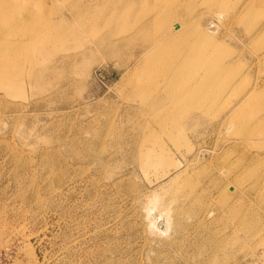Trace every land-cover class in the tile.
Instances as JSON below:
<instances>
[{"label":"rangeland","instance_id":"obj_1","mask_svg":"<svg viewBox=\"0 0 264 264\" xmlns=\"http://www.w3.org/2000/svg\"><path fill=\"white\" fill-rule=\"evenodd\" d=\"M0 9V264H264V0Z\"/></svg>","mask_w":264,"mask_h":264},{"label":"bare ground","instance_id":"obj_2","mask_svg":"<svg viewBox=\"0 0 264 264\" xmlns=\"http://www.w3.org/2000/svg\"><path fill=\"white\" fill-rule=\"evenodd\" d=\"M1 12V9H0ZM14 45L12 42H2L0 44V80H8L12 79L11 72L9 70V64L12 62L11 59L12 51L14 49ZM1 69H5V72L2 73Z\"/></svg>","mask_w":264,"mask_h":264}]
</instances>
